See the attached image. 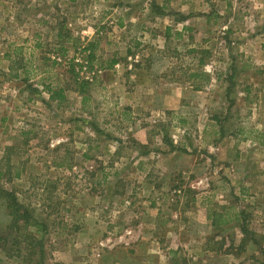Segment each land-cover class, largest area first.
I'll use <instances>...</instances> for the list:
<instances>
[{
	"label": "rangeland",
	"instance_id": "rangeland-1",
	"mask_svg": "<svg viewBox=\"0 0 264 264\" xmlns=\"http://www.w3.org/2000/svg\"><path fill=\"white\" fill-rule=\"evenodd\" d=\"M153 1L172 15L171 25L176 10L188 15L187 40L172 31L163 44L159 33L165 19L155 18L158 9L151 7ZM118 17H123L125 29L115 26ZM138 26L152 29L141 36V45L133 41L140 33ZM96 43L94 52L100 60L114 53L123 59L114 74L127 83L125 92L99 85L105 83L103 76L94 80L100 76V62L88 66L85 50ZM61 48L67 50L64 56ZM128 51L139 61L127 60ZM11 60L19 63L12 66ZM235 67L244 70L234 72ZM260 68L264 0H0V187L13 193L19 205L46 227L45 233H32L34 229L24 232L11 226L5 199H0V236L7 240L1 246L9 255L0 248V264H27L24 235L30 233L42 242L33 259L42 264H144L143 258L145 264H160V256L162 264L264 262V237L249 229L254 222L220 227L227 199H235L227 195V167L219 163L198 174L179 171L188 166L183 144L191 146L192 162L207 168L209 161L201 160L208 155V143L211 154L222 156L236 144L229 134L237 133L244 140L237 144L239 152L251 165L249 181L264 183V92L241 94L255 83L264 88V72H255ZM141 70L150 71L147 79L154 85L143 92L134 87ZM194 74L208 76V90L200 94L164 90L194 81L207 87L204 80H194ZM49 89L62 91V97L50 100ZM181 95V103H188L163 108L165 97ZM141 97L147 102L136 105ZM208 117L213 122L203 137ZM147 149L153 152L151 157L141 160L138 154ZM139 162L146 169L137 172ZM232 174L237 187L242 173ZM143 178L154 187L150 194L136 189ZM207 179L215 191V225L193 220L189 237H180L182 251L163 260L173 241L164 231L166 225L175 226L169 216L189 209L181 203L194 197L189 186ZM135 199L155 204L150 211L157 214L155 225L160 228L144 237L147 244L140 251L128 233L137 225L131 215ZM250 202L242 210H255ZM241 227L246 231L236 237L234 229ZM205 245L210 253H203ZM158 246L164 252H157Z\"/></svg>",
	"mask_w": 264,
	"mask_h": 264
},
{
	"label": "crops",
	"instance_id": "crops-1",
	"mask_svg": "<svg viewBox=\"0 0 264 264\" xmlns=\"http://www.w3.org/2000/svg\"><path fill=\"white\" fill-rule=\"evenodd\" d=\"M154 2V1H153ZM158 4H156L154 2L155 5L158 6L159 8V2H157ZM160 10H161V14H155V18H158V16H161L162 18L165 19V26L160 30L159 34H162V39H163V44L165 45L168 41L169 38L171 36V32L175 31V36L183 39V40H187V34L186 32L188 30H190V27H188L187 23L189 18L187 17L188 15L183 14V12H178L181 11L180 9L176 10V22L175 25H171V20L173 19L170 14H167L164 10L163 7L160 6ZM158 11V10H157ZM179 13V14H178ZM123 18V17H122ZM122 18L120 19V22L115 25L117 28H119L120 30L125 29L126 26L122 25ZM169 19V21L167 22V20ZM124 23L126 24V18ZM176 27V28H174ZM100 33L102 34L101 28H99ZM139 29V36H136L133 38V41H137L135 42L136 45H141L143 43V39H141V36L143 34H145L146 31H152V29H147L146 27L143 26H138ZM155 30H153L154 32ZM156 32V31H155ZM99 32H96V36L98 38V36L100 35ZM189 39V37H188ZM98 40V39H97ZM129 46V45H128ZM97 47V43L95 44V48ZM93 55H94V60L92 62V66L94 67V62L98 61L100 63H97V65H99L98 67L100 68L101 65H105L106 62H108L111 59H117V64L114 65V67L110 70H102L99 69L98 71H100L101 73L99 74L100 76H97L96 78H94L95 81L97 78L102 77V79L105 81L99 82V85H103V87H107L108 90L110 91H118L119 93L122 92L124 90V92L126 91V88L124 89L125 85H127L126 82H122V80L120 79L121 76L120 75H115L114 72H118V66H120V62L123 59H120L116 56V53H114L110 58L107 59H101L100 57L93 51ZM101 55V54H100ZM127 60H132V61H139V56L135 55V54H130L128 51V54L125 55ZM102 61H105L104 63ZM102 62V63H101ZM96 66V65H95ZM239 70L240 72L243 71L244 69L242 68H234V72ZM132 71H130V69L126 70V74H128L129 76L132 75L131 73ZM255 72H259L262 73L264 72V68H260V70H256ZM139 75V74H138ZM231 75V73H230ZM141 77L140 80H138V82L135 84V88L139 89L141 88L142 92L150 89L151 87H154V85L151 86L152 83H150L148 81V77L150 76V71H146V70H141L140 75ZM128 79V78H127ZM93 81V80H92ZM257 84L255 83L253 85H249V87H244L241 90V94H244L246 96H250L252 93H261L264 92V88L259 87L257 88ZM160 86V88L162 87V83L158 84ZM164 85H168L165 84ZM193 84L191 82H188L186 84H180V85H170L166 86L167 88H164V90H166L167 92H174V91H178V88L180 89L181 92L186 91L189 89L192 93L194 94H200L202 93V91H204L205 89H209V87L211 86V84L209 83L207 85V87L202 88L201 90H195L192 86ZM157 85H155L156 87ZM178 86V87H175ZM159 88V90H160ZM230 88H228L229 90ZM227 90V91H228ZM49 93V91H48ZM183 95V94H182ZM182 95L179 97V99L177 98H171L170 100H166L165 97V103L163 108L169 109L172 108L173 105L178 106L179 104H181L182 106L188 102H182ZM196 97V95H195ZM49 99H50V93H49ZM156 99H158V97H156ZM51 100V99H50ZM148 100L145 97H141V99L138 100V103H146ZM55 101V100H53ZM162 97H161V103H162ZM166 101H168L169 103L167 104ZM162 106V105H161ZM160 106V107H161ZM130 107H134V106H130ZM229 119H227L228 121ZM213 122V120L211 118L208 117L207 119V123H204L203 126V131L201 132L202 136L204 137L207 134V127L209 125H211L210 123ZM257 122H259V118L257 119ZM240 133V132H239ZM163 136L161 135L160 139ZM230 139H232L233 141H235V145L233 146V148L227 150V154L226 152L222 151V156H217L216 154H211V150H212V145H210V143H208L207 145V153L208 155L205 156V160H201L203 161H209L210 164H208L207 168H204V163L201 162H192L191 158L194 155L193 152H191V146L188 145L187 143L183 144L182 146V154L183 156H189V158L183 160L185 162L188 163L187 168L181 169L179 171H181V173L183 175L187 174H198L201 173L202 171H207V170H212L209 168H215L216 165H218L219 163L221 164L222 168H226L227 169L225 171H227V178L229 181V186L227 184V195L229 197H233L235 199V204L231 205V201L232 200H228L227 199V212H223L220 216H219V220H220V227L224 226L225 224H227L226 227L230 226H235L236 224L238 225V223H242V222H247V221H252L255 223V227L254 228H249L255 235H259L261 237H264V183H261L260 185L255 184L253 181H249V167L251 168V165H249V162L247 161V155L243 154V152H239L240 147H238V143L242 142L244 140H242L240 138V134L238 135L237 133H230L228 136ZM143 143V142H142ZM162 144V142H161ZM218 150L220 151V148H218ZM145 153H141L138 154L139 158L142 160L144 158H150L151 154L153 153L152 151H149L148 149L145 150ZM196 155L198 156L200 154V151L195 152ZM202 157V154H201ZM215 158L218 159L219 162H216ZM227 163V164H226ZM183 167V166H182ZM144 168V164L143 162H139V165L137 166V168H135L134 170H136L137 172H139V170ZM171 168V169H170ZM146 169V168H144ZM242 173V183L235 187V182L232 179V172H237L238 174L240 173V171ZM168 170L172 171V167L169 166ZM245 177V178H244ZM235 178V177H234ZM248 180V181H247ZM209 180L207 179L206 182H204V180L202 182H194L191 183V185L189 186L191 189V192L194 194L193 198L189 199V200H182L181 203L182 205H187L190 206L189 209H187L186 211H184L183 213H181V211L175 212L173 214H171L169 217L171 219V221L174 223V227L171 225H166V227L164 228V231L166 232L167 236H170L173 238L172 241V245H170L169 247L167 246L165 249L167 250V252H164V248L158 246L157 252H164V256H163V260H167L169 261V255L170 253H175V252H181L182 251V247L184 246L183 241L180 239V237H189V234L192 230V221H197L198 223H206L207 226L212 227L215 225V223L212 222V215H214L215 212H213V208L215 207L216 203L215 199H213V195L215 193L214 191V186L211 185L210 186V182H208ZM251 182V183H250ZM142 185L140 186V188L136 187L137 190H141L144 189L146 190L149 194L151 191L154 190V187L150 184V182L143 178V181H141ZM133 191V190H132ZM250 194V195H249ZM98 198L95 197L94 199V203L96 204V200ZM137 203L134 204V210L131 212V215L133 216V218L135 219L134 221L136 222V227L133 230H129L128 233H130L132 236V239L134 241H136L134 246H137L138 251H140L139 247L140 246H145L147 242H143V240L145 239L144 237L149 235V234H155L159 231V226L156 224L155 222L157 220V214H153L150 210L155 207V204L150 202L147 199H141V200H137ZM249 201H253L250 202L251 204H253L255 206V210H242L245 209L247 204L249 203ZM218 205H225V203L223 204L222 202L218 201L217 202ZM142 206V208H141ZM225 209V208H224ZM235 209V212L232 213V215L229 213L230 210ZM160 210V209H158ZM248 211V212H247ZM248 213V214H247ZM227 214V218L224 216ZM160 215V212H159ZM85 216H87V214H85ZM81 219H88V218H84L83 216H81ZM168 217V216H167ZM92 218V217H89ZM159 219V217H158ZM168 221V220H167ZM225 227V228H226ZM224 229V228H223ZM236 237H242V233L241 230L239 231L238 229H234ZM241 234H240V233ZM239 238V239H240ZM141 239V240H138ZM240 241V240H238ZM155 244H158L157 242ZM150 247H147L146 249H149ZM203 253H210V249L208 248L207 245H205L202 249ZM145 258H143L142 263H146L145 262ZM160 264H162V257L160 256Z\"/></svg>",
	"mask_w": 264,
	"mask_h": 264
},
{
	"label": "trees",
	"instance_id": "trees-1",
	"mask_svg": "<svg viewBox=\"0 0 264 264\" xmlns=\"http://www.w3.org/2000/svg\"><path fill=\"white\" fill-rule=\"evenodd\" d=\"M151 7L158 9V11L156 12L157 14H161V10L160 8H158L157 5H155L154 3L151 5ZM61 53L62 56L65 55L66 53V48H61ZM95 49V44H91L89 45V49L87 48L85 51L88 52V56L86 57V64L90 67L92 66V62L94 60V56H93V51ZM14 53H17V49L15 50ZM5 59H10V55L9 54H5ZM56 60L58 58H55ZM12 61V66L18 64V60H11ZM117 59H111L108 62L105 63V65H101L99 69L102 70H110L114 67L115 64H117ZM202 60L200 61L201 64ZM12 69V68H11ZM205 77V78H204ZM192 78L195 79H202L205 81L206 84H209L210 79L208 78V76H204L202 74H194L192 75ZM193 88L195 90H201L203 88L202 85L200 84H196V82H193ZM82 86H80L81 88ZM50 93V99L51 100H56L59 97H62V91H52L51 89L48 90ZM0 199H5V207L7 209L8 215L11 217V226L13 227H17L18 230H25V229H31L33 230V232L35 233H45L46 231V227L44 224H42L41 222H39L36 218H34L31 213L25 209L24 207L20 206L19 203L17 202V198L13 193H9L6 190H3L0 187ZM19 222L21 223V225L19 226ZM241 231L244 233L246 230L244 227H241ZM25 232V231H24ZM6 239L2 238L0 236V248L4 251L7 252L5 247L1 246V242H5L6 243ZM24 241L27 243V252H25V256H24V263L27 264H42L41 260H39V262H36V260H33L34 257L37 255L36 249L38 247L41 246V241L37 238H35V236L28 234V235H24ZM17 241L13 240V244H16ZM8 255V252H7ZM9 256V255H8ZM38 257L39 259L43 258V250L41 248V250L38 252ZM261 264H264V262H262Z\"/></svg>",
	"mask_w": 264,
	"mask_h": 264
},
{
	"label": "built area",
	"instance_id": "built-area-1",
	"mask_svg": "<svg viewBox=\"0 0 264 264\" xmlns=\"http://www.w3.org/2000/svg\"><path fill=\"white\" fill-rule=\"evenodd\" d=\"M57 60H60L59 58Z\"/></svg>",
	"mask_w": 264,
	"mask_h": 264
}]
</instances>
